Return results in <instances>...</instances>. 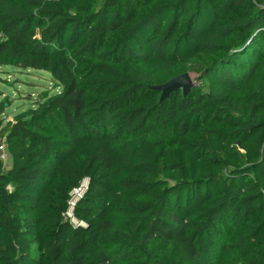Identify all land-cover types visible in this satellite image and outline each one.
Returning <instances> with one entry per match:
<instances>
[{
    "label": "trees",
    "instance_id": "trees-1",
    "mask_svg": "<svg viewBox=\"0 0 264 264\" xmlns=\"http://www.w3.org/2000/svg\"><path fill=\"white\" fill-rule=\"evenodd\" d=\"M5 66L59 92L1 120L0 264H264V0H0Z\"/></svg>",
    "mask_w": 264,
    "mask_h": 264
},
{
    "label": "rangeland",
    "instance_id": "rangeland-1",
    "mask_svg": "<svg viewBox=\"0 0 264 264\" xmlns=\"http://www.w3.org/2000/svg\"><path fill=\"white\" fill-rule=\"evenodd\" d=\"M193 87L199 86L195 72L185 73ZM184 75V74H183ZM59 92L51 75L45 71L22 70L5 66L0 68V105L3 113L0 115L3 123L12 120L17 114L34 108L36 102L43 96ZM81 188L70 193V201L77 205L88 189V182H82ZM69 217V216H68ZM74 226L85 227L83 222L71 217Z\"/></svg>",
    "mask_w": 264,
    "mask_h": 264
},
{
    "label": "water",
    "instance_id": "water-1",
    "mask_svg": "<svg viewBox=\"0 0 264 264\" xmlns=\"http://www.w3.org/2000/svg\"><path fill=\"white\" fill-rule=\"evenodd\" d=\"M193 86L191 85L186 74L172 79L170 82L155 87L154 89L162 93L161 100L169 98V96L176 91L182 90L184 96L188 95Z\"/></svg>",
    "mask_w": 264,
    "mask_h": 264
},
{
    "label": "built area",
    "instance_id": "built-area-1",
    "mask_svg": "<svg viewBox=\"0 0 264 264\" xmlns=\"http://www.w3.org/2000/svg\"><path fill=\"white\" fill-rule=\"evenodd\" d=\"M0 160L2 161V163H3V165H4V168L5 169H7L9 166H10V156H9V154H8V151H7V147H6V145L4 144V143H2L1 145H0ZM81 187H79V189H80ZM76 190V189H75ZM70 205H71V207H70V210H69V213H68V218H71V217H73L72 215H73V209H74V207H75V204L74 203H72L71 201H70Z\"/></svg>",
    "mask_w": 264,
    "mask_h": 264
}]
</instances>
